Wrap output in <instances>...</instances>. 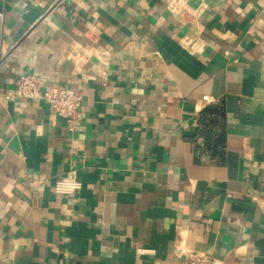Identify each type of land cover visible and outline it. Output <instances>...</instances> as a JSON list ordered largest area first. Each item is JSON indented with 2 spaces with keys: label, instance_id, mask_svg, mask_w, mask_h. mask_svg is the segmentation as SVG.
<instances>
[{
  "label": "crops",
  "instance_id": "1",
  "mask_svg": "<svg viewBox=\"0 0 264 264\" xmlns=\"http://www.w3.org/2000/svg\"><path fill=\"white\" fill-rule=\"evenodd\" d=\"M262 198L264 0H0V264H264Z\"/></svg>",
  "mask_w": 264,
  "mask_h": 264
},
{
  "label": "built area",
  "instance_id": "2",
  "mask_svg": "<svg viewBox=\"0 0 264 264\" xmlns=\"http://www.w3.org/2000/svg\"><path fill=\"white\" fill-rule=\"evenodd\" d=\"M44 81L35 73L26 71L19 75L15 81L14 94L22 98H43L55 114L66 120L72 128L78 117V107L81 101V91L65 86L61 83H50L43 87ZM81 185L73 170L60 176L54 181V190L59 194H70ZM264 213V198L259 201ZM178 255L182 256L180 264H221L211 254L197 249L178 247Z\"/></svg>",
  "mask_w": 264,
  "mask_h": 264
}]
</instances>
